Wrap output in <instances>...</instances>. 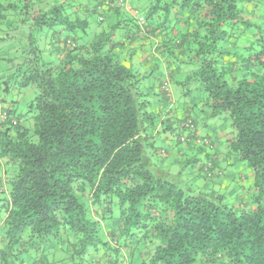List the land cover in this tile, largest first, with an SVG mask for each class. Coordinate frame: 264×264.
Masks as SVG:
<instances>
[{
	"label": "trees",
	"instance_id": "trees-1",
	"mask_svg": "<svg viewBox=\"0 0 264 264\" xmlns=\"http://www.w3.org/2000/svg\"><path fill=\"white\" fill-rule=\"evenodd\" d=\"M128 1L0 0V41L18 46L0 80V264H264V0H138L142 21ZM87 14L138 24L118 41L119 22L89 34ZM148 41L177 68L132 66L127 47ZM178 73L229 118L247 207L214 191L220 141L193 107L172 115ZM168 134L187 146L171 162Z\"/></svg>",
	"mask_w": 264,
	"mask_h": 264
},
{
	"label": "rangeland",
	"instance_id": "rangeland-1",
	"mask_svg": "<svg viewBox=\"0 0 264 264\" xmlns=\"http://www.w3.org/2000/svg\"><path fill=\"white\" fill-rule=\"evenodd\" d=\"M129 4L135 5L139 10H141L139 15L135 16L133 12H127L130 14V17L132 19L138 20L141 16H147V10L143 6L142 2H139L138 0H130L128 1ZM87 17H85L89 23H90V31L98 30V31H106L110 32V27L119 22L120 28L116 33H115V40L119 39L120 41L121 37L122 39L127 38L128 36H131L134 34L136 31L135 28L133 27L134 25H137V23L132 22V23H123L122 19H117L115 17L112 18H107V20L103 23L100 24L98 23V15L96 14H87ZM147 44V43H145ZM9 45H14L13 43ZM150 42L148 41V55L151 53V47L149 46ZM129 46V45H128ZM137 55L133 58V61H128L132 66L137 64L139 61H141V56L143 54V51L141 52V56L139 55L140 52L137 50ZM152 62H154V58L152 57ZM154 67V65H153ZM150 66V68H153ZM148 68V70L150 69ZM163 72L164 69L161 67ZM172 70H175L177 68L176 65H173ZM189 71V70H188ZM187 72V71H184ZM161 71L156 73L155 77H160ZM186 74H175L173 80L171 81V89H172V96H173V102L171 103L170 108L174 111H177L181 107H187V108H192L191 111V116L193 119H195L198 124L201 127L200 131H203V134L210 135L212 141L218 142L220 141L219 145L221 147V144L226 141L228 138V135H231L232 133V128H231V122L228 117L226 116H220L217 118H211L209 116V111L206 109L202 110V104H200V101L202 102L203 98L202 96V91L200 90L199 86H197L194 82H187L185 85H179L180 82H183L186 80ZM185 79V80H184ZM30 95L25 94L26 100L30 97L31 99L34 98L35 91L30 90L28 91ZM184 93L185 96L183 95ZM30 99V100H31ZM204 111V112H201ZM177 134V133H176ZM176 134H168L167 138L172 141H166L164 139H158L156 140V146L160 150H170V158L166 159L165 161H172L176 157L174 156L177 153V150H180L181 152L186 149L185 144H180L178 145L176 143ZM188 134V133H187ZM185 152V151H184ZM195 152V151H194ZM221 152L220 155L224 157V160L219 163L221 166L220 168H217V173L220 171L222 173L218 187L214 188V191H217L221 195L225 197V202L230 206L235 209H240L241 207H247L248 204H251L252 199L255 194L254 190V176H253V171L244 163H238L236 160H232L231 158H228L227 154H229L225 148H221L219 151ZM188 157H184V159H189L191 155L187 153ZM195 156L200 160V162H204L205 159L203 156L199 155L198 153H195ZM227 156V157H226ZM192 167L188 166L185 171L186 177H188L189 173L192 171ZM175 171L179 170V167L177 165L174 167ZM202 183H199L198 185H205V181L201 180ZM218 182V180H215ZM212 185V183L210 184ZM52 247V246H51ZM137 259L132 258L130 259V262H137Z\"/></svg>",
	"mask_w": 264,
	"mask_h": 264
},
{
	"label": "crops",
	"instance_id": "crops-1",
	"mask_svg": "<svg viewBox=\"0 0 264 264\" xmlns=\"http://www.w3.org/2000/svg\"><path fill=\"white\" fill-rule=\"evenodd\" d=\"M125 7H126V11H129V12H135L137 10V7L135 5H132V4H129V3ZM2 37L3 36L0 35V38H2ZM158 44H160L158 41H153L149 45L151 47V53H149V55H148V52H147L148 44L147 45L146 44L145 45H141V46L140 45H138V46L137 45L136 46L133 45L130 48L127 47L128 52H130V51L131 52H137V50H139V52H140L139 55L140 56H141V52L143 51V54H142V56L140 58L141 61L138 62V65H140L139 68H140L141 72L146 71L148 73H151L152 68H150V66L153 67V65H154L153 68H155V65H157V63L161 64V66L163 67L164 71H165V69H168L167 70L168 72L173 71L172 68L168 66L166 61H165L166 63L165 62L162 63L163 60H161V62H160V60H159L160 56H159V54H157V52H158V49H157ZM17 48H18V46L15 45V44L14 45H9L8 42H1L0 41V80L5 75L4 74V70L6 69L5 65L7 64L6 63V59L14 57L15 56L14 52H15V49H17ZM152 57L154 58V62H152ZM148 68H150V69L148 70ZM16 94L18 95V92H16ZM21 98H23L22 95H20V99ZM171 100H172L171 102H173V96H171ZM171 112H172V115L175 118H177V119H181L183 117V115H182L183 113L181 111H178V110L177 111H174V110L172 111L171 110ZM199 136L200 137H204L205 136L203 134V131L199 132ZM207 136L210 137V135H207ZM220 150H221V147L219 145H218V147L215 146L214 155H215V158H216V164L215 165H216L217 168L221 167L219 165V163L221 162L222 159L224 160V157L222 155H220L221 154V152H219ZM217 168H216V170H217Z\"/></svg>",
	"mask_w": 264,
	"mask_h": 264
},
{
	"label": "built area",
	"instance_id": "built-area-1",
	"mask_svg": "<svg viewBox=\"0 0 264 264\" xmlns=\"http://www.w3.org/2000/svg\"><path fill=\"white\" fill-rule=\"evenodd\" d=\"M140 20L142 21L143 19L140 18ZM186 126L189 127V128H192L191 125H189V124H187ZM182 141H184V140H182Z\"/></svg>",
	"mask_w": 264,
	"mask_h": 264
}]
</instances>
